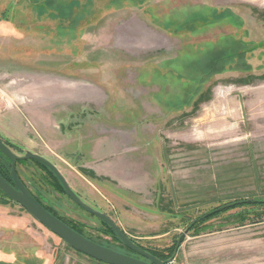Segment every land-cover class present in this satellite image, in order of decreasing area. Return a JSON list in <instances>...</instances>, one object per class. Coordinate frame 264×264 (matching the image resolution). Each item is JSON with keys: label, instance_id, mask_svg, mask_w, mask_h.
<instances>
[{"label": "rangeland", "instance_id": "1", "mask_svg": "<svg viewBox=\"0 0 264 264\" xmlns=\"http://www.w3.org/2000/svg\"><path fill=\"white\" fill-rule=\"evenodd\" d=\"M0 105L16 154L46 158L133 242L169 255L195 220L264 200V0H0ZM17 171L86 236L140 258L36 163ZM0 218L16 223L0 219V264H102L17 203ZM173 264H264V207L200 223Z\"/></svg>", "mask_w": 264, "mask_h": 264}, {"label": "water", "instance_id": "2", "mask_svg": "<svg viewBox=\"0 0 264 264\" xmlns=\"http://www.w3.org/2000/svg\"><path fill=\"white\" fill-rule=\"evenodd\" d=\"M0 152L10 161L11 177L13 184L7 182L0 176V190L14 203L20 205L26 212H28L37 222L46 227L50 232L63 240L66 246H69L74 251L87 256L99 263L103 264H172L176 258L177 251L182 243L185 241L187 234L192 227L199 222L195 220L181 235L177 242V251L173 258L169 261H162L149 252L138 247L119 227L116 223L105 213L96 210L84 202L79 195L69 186L67 180L62 175L60 170L46 158L27 152L23 155L16 154L9 146H7L0 139ZM37 161L48 167L60 181L67 196L83 211L97 217L105 224H107L123 242V244L132 252L137 254L140 258H134L115 251L111 248L102 246L80 233L73 230L70 226L61 221L58 217L50 213L30 192L27 186L23 183L17 173V165L23 161ZM231 205L224 206L209 215L219 213L223 210L230 208Z\"/></svg>", "mask_w": 264, "mask_h": 264}, {"label": "trees", "instance_id": "3", "mask_svg": "<svg viewBox=\"0 0 264 264\" xmlns=\"http://www.w3.org/2000/svg\"><path fill=\"white\" fill-rule=\"evenodd\" d=\"M216 14H219L218 12L216 13ZM7 146H9L7 143H5ZM10 147V146H9ZM30 161H32V162H34V163H36L40 168H43L49 175H51L58 183H59V187L61 188V190L65 193V191H64V189H63V187H62V185H61V183H60V181L58 180V178L55 176V174L48 168V167H46L45 165H43V164H41V163H39V162H37V161H33V160H30ZM24 162H28V161H23V162H19L18 163V165L19 164H21V163H24ZM18 165H17V167H18ZM17 173H18V171H17ZM19 175V174H18ZM0 176L2 177V178H4L7 182H9L10 184H13V180H12V177H11V168H10V161L0 152ZM20 177V176H19ZM24 183V182H23ZM28 188V187H27ZM31 192V191H30ZM32 193V192H31ZM33 194V193H32ZM66 194V193H65ZM0 202H2V201H7V202H12L11 200H9V198L0 190ZM34 195V197L39 201V203L40 204H42L50 213H52L53 215H55L56 217H58L61 221H63L65 224H67L68 226H70L73 230H75L76 232H78V233H80L81 235H83V236H85L86 238H88V239H90V240H92V241H94V242H96V243H98V244H100V245H102V246H104L103 244H101V243H99L98 241H95V240H93L92 238H89L88 236H86L83 232H81V230L77 227V226H74V225H72L71 223H69V222H67L65 219H63V218H61L60 216H58L57 214H55L52 210H50L47 206H45L40 200H39V198L35 195V194H33ZM67 195V194H66ZM12 203H14V202H12ZM227 205H231V207L230 208H228V209H226V210H223V211H221V212H219V213H215V214H213V215H211V216H209V217H207L206 218V216L207 215H205L204 217H202V218H200V219H198L199 220V222L198 223H196L193 227H192V229L194 228V227H196L197 225H199L200 223H202V222H204V221H206V220H208V219H211L212 217H215V216H217V215H219L220 213H224V212H227V211H230V210H233V209H236V208H238V207H245V206H254V207H261V208H263L264 207V200H248V201H237V202H233V203H230V204H227ZM227 205H224V206H227ZM224 206H222V207H224ZM222 207H220V208H222ZM220 208H218V209H220ZM218 209H216V210H218ZM215 210V211H216ZM210 214V213H209ZM208 214V215H209ZM256 222V221H255ZM254 222V223H255ZM104 223V222H103ZM106 226L109 228V230H110V232L116 237V239H118L122 244H123V242L118 238V236L115 234V232L106 224ZM177 242H178V240H177ZM135 243V242H134ZM136 244V243H135ZM124 245V244H123ZM138 247H140L138 244H136ZM125 246V245H124ZM105 247H108V246H105ZM126 247V246H125ZM108 248H111V247H108ZM127 248V247H126ZM141 249H143V250H145V251H147V252H149L150 254H152L153 256H155L156 258H158V259H160V260H162V261H169L170 259H172L173 258V256H174V254L176 253V251H177V245H176V248H175V251H173V253H170L169 252V255H167V254H159L158 252H151V251H149V250H146V249H144V248H142V247H140ZM111 249H113V248H111ZM128 249V248H127ZM114 250V249H113ZM129 251H131L130 249H128ZM134 253V252H133ZM135 254V253H134ZM137 255V254H136ZM138 256V255H137ZM139 257V256H138ZM140 259H141V257H140ZM97 262V261H96ZM99 263V262H98ZM103 264V263H102Z\"/></svg>", "mask_w": 264, "mask_h": 264}, {"label": "crops", "instance_id": "4", "mask_svg": "<svg viewBox=\"0 0 264 264\" xmlns=\"http://www.w3.org/2000/svg\"><path fill=\"white\" fill-rule=\"evenodd\" d=\"M1 219V218H0ZM1 221H2V225H3V227L5 228V227H8V224H11V223H13V222H7V221H9L8 219H1ZM0 221V222H1ZM8 223V224H7ZM10 226H12V228H13V226H16V223L15 224H11ZM9 226V227H10ZM3 229V228H2ZM3 258H5V254H4V251L3 250H1L0 249V260H3Z\"/></svg>", "mask_w": 264, "mask_h": 264}, {"label": "built area", "instance_id": "5", "mask_svg": "<svg viewBox=\"0 0 264 264\" xmlns=\"http://www.w3.org/2000/svg\"><path fill=\"white\" fill-rule=\"evenodd\" d=\"M1 112H2V109H1V105H0V114H1ZM173 264V263H172Z\"/></svg>", "mask_w": 264, "mask_h": 264}]
</instances>
